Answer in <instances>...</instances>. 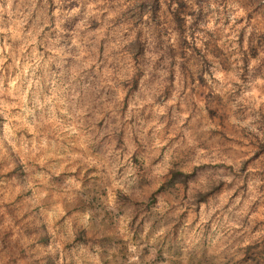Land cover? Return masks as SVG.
Here are the masks:
<instances>
[{
	"label": "rangeland",
	"instance_id": "obj_1",
	"mask_svg": "<svg viewBox=\"0 0 264 264\" xmlns=\"http://www.w3.org/2000/svg\"><path fill=\"white\" fill-rule=\"evenodd\" d=\"M0 264H264V0H0Z\"/></svg>",
	"mask_w": 264,
	"mask_h": 264
}]
</instances>
